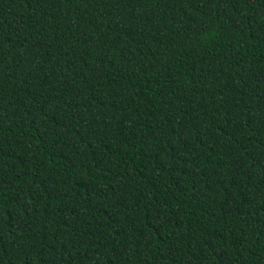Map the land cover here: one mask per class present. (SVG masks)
Wrapping results in <instances>:
<instances>
[{
	"label": "trees",
	"instance_id": "trees-1",
	"mask_svg": "<svg viewBox=\"0 0 264 264\" xmlns=\"http://www.w3.org/2000/svg\"><path fill=\"white\" fill-rule=\"evenodd\" d=\"M0 264H264V0H0Z\"/></svg>",
	"mask_w": 264,
	"mask_h": 264
}]
</instances>
